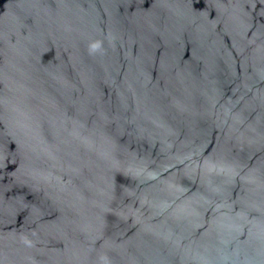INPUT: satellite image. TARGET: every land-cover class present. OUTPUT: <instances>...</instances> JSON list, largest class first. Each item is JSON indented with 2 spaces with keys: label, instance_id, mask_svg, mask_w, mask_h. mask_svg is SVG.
Instances as JSON below:
<instances>
[{
  "label": "water",
  "instance_id": "1",
  "mask_svg": "<svg viewBox=\"0 0 264 264\" xmlns=\"http://www.w3.org/2000/svg\"><path fill=\"white\" fill-rule=\"evenodd\" d=\"M0 264H264V0H0Z\"/></svg>",
  "mask_w": 264,
  "mask_h": 264
}]
</instances>
